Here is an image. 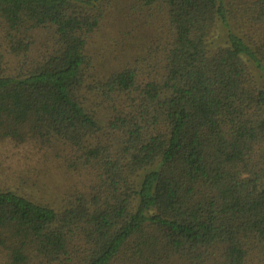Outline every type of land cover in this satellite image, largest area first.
Wrapping results in <instances>:
<instances>
[{"label":"trees","instance_id":"obj_1","mask_svg":"<svg viewBox=\"0 0 264 264\" xmlns=\"http://www.w3.org/2000/svg\"><path fill=\"white\" fill-rule=\"evenodd\" d=\"M0 46V142L77 178L58 208L0 189V264H264V0H0Z\"/></svg>","mask_w":264,"mask_h":264},{"label":"rangeland","instance_id":"obj_2","mask_svg":"<svg viewBox=\"0 0 264 264\" xmlns=\"http://www.w3.org/2000/svg\"><path fill=\"white\" fill-rule=\"evenodd\" d=\"M124 9L132 14L133 8ZM140 14L133 15V21L136 22L128 24L127 28L110 18L105 19L104 27L96 34L89 47L90 55L99 64V70L104 69L102 72L107 73L112 68L115 71L132 65L134 57L138 54L134 36L137 27L143 25ZM117 26H120V29ZM220 35L222 32L218 30L214 38ZM0 54V59L4 56L6 62V54L1 46ZM2 61L0 64L3 66ZM12 64L16 66L15 62ZM249 67L259 85L264 88V72L251 64ZM48 152L33 143L17 144L9 140L0 142V189L11 190L56 208L63 205L65 194L77 178L67 172L55 153L47 154Z\"/></svg>","mask_w":264,"mask_h":264}]
</instances>
